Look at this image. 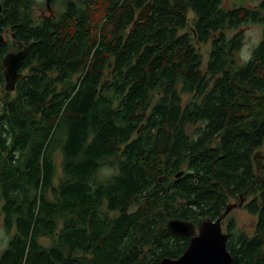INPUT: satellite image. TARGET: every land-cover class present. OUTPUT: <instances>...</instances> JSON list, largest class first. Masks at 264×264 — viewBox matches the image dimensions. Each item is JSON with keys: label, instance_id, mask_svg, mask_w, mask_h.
Listing matches in <instances>:
<instances>
[{"label": "trees", "instance_id": "1", "mask_svg": "<svg viewBox=\"0 0 264 264\" xmlns=\"http://www.w3.org/2000/svg\"><path fill=\"white\" fill-rule=\"evenodd\" d=\"M50 1L62 12L36 21V0H0V264H160L190 243L169 221L198 228L233 200L256 225L227 223L232 264H264V0Z\"/></svg>", "mask_w": 264, "mask_h": 264}, {"label": "water", "instance_id": "2", "mask_svg": "<svg viewBox=\"0 0 264 264\" xmlns=\"http://www.w3.org/2000/svg\"><path fill=\"white\" fill-rule=\"evenodd\" d=\"M49 7V0L47 1ZM149 2L138 14L135 24L147 20L151 14ZM1 11V6H0ZM22 45V44H19ZM27 55V48L23 47L18 52L8 53L2 61L5 68L6 90L14 91L16 84L22 79L21 69ZM264 158V155H263ZM183 172L177 174V178ZM244 201L228 205L225 213L217 220L206 219L197 228L193 222L181 219L169 221V230L177 236L189 237L190 243L186 251L178 259L165 258L160 264H232V255L227 249L228 236L223 232V222L227 216L237 207H241Z\"/></svg>", "mask_w": 264, "mask_h": 264}, {"label": "rangeland", "instance_id": "3", "mask_svg": "<svg viewBox=\"0 0 264 264\" xmlns=\"http://www.w3.org/2000/svg\"><path fill=\"white\" fill-rule=\"evenodd\" d=\"M48 0H36V4L34 5L32 11H33V16L34 19L40 20L41 18H47L54 16L58 13H61L63 10V6L60 4H54L51 3L49 0V7L47 5ZM239 4H245L249 6H254L257 3L253 0H226L224 6L226 8H232L234 5H239ZM240 31L244 34V46L242 50L239 53L240 58L242 61H247L254 50V48L258 45L262 38V33H263V27L260 25H248L244 26L240 29ZM237 31H233L230 33V36L235 35ZM7 42L9 43V46L12 47V40L9 38V36L4 37ZM198 50L201 52L203 55V60L204 64L208 61L209 58V52H210V45H198ZM14 50V49H13ZM2 90V89H1ZM188 97H185V101L187 100ZM262 156L264 155V149L261 151ZM263 158V157H262ZM264 159V158H263ZM61 159L59 158L58 162H60ZM60 172V168H58ZM112 170H106L105 172L102 173L104 176H107ZM112 175V173L109 174V176ZM245 202V201H244ZM232 204H239L235 200L231 201ZM1 206H2V201L0 199V253L1 251L6 247L7 242H8V235L6 234L3 226V216L1 214ZM231 220L235 221V226L237 230L244 231L248 235H252L255 230V225H256V218L251 216L250 214L247 213V211L244 209V204L241 207H237L231 211V213L227 216L225 221L223 222V231L226 232V226L227 223H229ZM42 242L45 245L50 244V240L48 239H43Z\"/></svg>", "mask_w": 264, "mask_h": 264}, {"label": "flooded vegetation", "instance_id": "4", "mask_svg": "<svg viewBox=\"0 0 264 264\" xmlns=\"http://www.w3.org/2000/svg\"><path fill=\"white\" fill-rule=\"evenodd\" d=\"M20 44V43H19ZM19 47H21L22 49H23V47L24 46H22V45H19ZM21 49V50H22ZM18 51H20V50H18ZM17 51V52H18ZM4 75H5V73H4ZM5 89H6V81H5V87H4ZM0 92H1V89H0ZM3 96V93H0V97H2ZM2 108H3V103H1V101H0V122H1V112H2ZM222 228H223V226H222ZM226 229V228H225ZM224 232V231H223ZM225 233V232H224ZM227 234V233H226Z\"/></svg>", "mask_w": 264, "mask_h": 264}]
</instances>
